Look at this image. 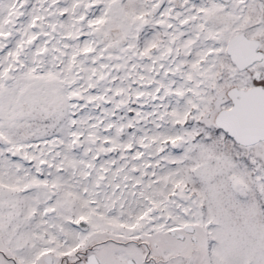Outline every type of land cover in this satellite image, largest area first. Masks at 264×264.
I'll use <instances>...</instances> for the list:
<instances>
[{
    "label": "snow or ice",
    "instance_id": "obj_1",
    "mask_svg": "<svg viewBox=\"0 0 264 264\" xmlns=\"http://www.w3.org/2000/svg\"><path fill=\"white\" fill-rule=\"evenodd\" d=\"M0 264H264V0H0Z\"/></svg>",
    "mask_w": 264,
    "mask_h": 264
}]
</instances>
